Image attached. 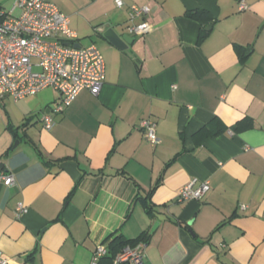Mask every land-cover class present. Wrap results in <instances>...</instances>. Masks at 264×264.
Listing matches in <instances>:
<instances>
[{"label": "crops", "instance_id": "crops-1", "mask_svg": "<svg viewBox=\"0 0 264 264\" xmlns=\"http://www.w3.org/2000/svg\"><path fill=\"white\" fill-rule=\"evenodd\" d=\"M49 1L76 43L98 47L105 78L60 113L51 88L0 97V173L13 177L0 182L6 264H90L119 235H142L145 264H264V0ZM16 2L0 0V21L19 14ZM131 4L149 7L144 35L127 29ZM200 10L209 17L187 15ZM108 28L135 39L119 49ZM205 125L223 131L196 134ZM191 179L209 190L178 201Z\"/></svg>", "mask_w": 264, "mask_h": 264}, {"label": "built area", "instance_id": "built-area-1", "mask_svg": "<svg viewBox=\"0 0 264 264\" xmlns=\"http://www.w3.org/2000/svg\"><path fill=\"white\" fill-rule=\"evenodd\" d=\"M114 3L118 8L124 4L123 0H114ZM16 6L18 15L7 13L0 21V97L7 94L17 101L51 88L60 95L51 111L60 113L82 90L97 95L105 78V62L98 47L95 44L74 46L77 33L70 27L69 17L51 1L17 0ZM239 6L245 8L243 2ZM128 9L129 33L144 35L150 31L152 26L146 19L149 7L131 4ZM97 31H102V27H97ZM40 121L47 130L55 123L50 110L42 112ZM139 126L147 141L159 142L154 121L144 118ZM0 182L11 185L13 177L0 173ZM209 188L207 181L191 179L177 191V200L200 199ZM245 207L240 204L241 209ZM25 211L26 207L18 202L15 216ZM146 247L144 241L125 245L114 257L113 264H145ZM106 254L105 243H97L90 264H98ZM6 262L0 253V264Z\"/></svg>", "mask_w": 264, "mask_h": 264}, {"label": "trees", "instance_id": "trees-1", "mask_svg": "<svg viewBox=\"0 0 264 264\" xmlns=\"http://www.w3.org/2000/svg\"><path fill=\"white\" fill-rule=\"evenodd\" d=\"M187 15L191 18L194 19H201L202 15H206V17H209V14L207 15V13H205V11L200 10V11H190L187 13ZM204 30L201 29V33L199 34V37H203L204 36ZM218 121V120H217ZM223 131V128H218L216 131L211 132L210 128L208 125L203 126L196 134L198 135H209V134H218L220 132ZM148 207V206H147ZM149 211V210H148ZM143 237L142 235H139L138 237L134 238V239H125L124 237H122L121 235L116 236L114 239H112L107 247V255L103 256L100 260H99V264L101 263L102 260H105L106 264H113V259L116 256L117 253H119L122 248L125 245H135L140 241H143Z\"/></svg>", "mask_w": 264, "mask_h": 264}, {"label": "water", "instance_id": "water-1", "mask_svg": "<svg viewBox=\"0 0 264 264\" xmlns=\"http://www.w3.org/2000/svg\"><path fill=\"white\" fill-rule=\"evenodd\" d=\"M210 26V25H209ZM209 28V27H208ZM103 36L108 38L117 48L119 49H127L128 45L131 44L135 36L129 34L118 35L112 28H108L103 32ZM65 44H68L65 42ZM74 46H80L78 43H74ZM47 112V110H46ZM3 168V163L0 162V170ZM156 224L153 228H155Z\"/></svg>", "mask_w": 264, "mask_h": 264}]
</instances>
